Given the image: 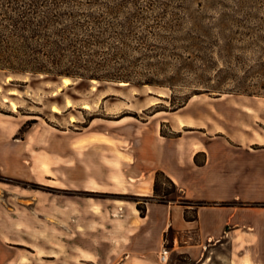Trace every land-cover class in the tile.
I'll list each match as a JSON object with an SVG mask.
<instances>
[{"label": "crops", "instance_id": "obj_1", "mask_svg": "<svg viewBox=\"0 0 264 264\" xmlns=\"http://www.w3.org/2000/svg\"><path fill=\"white\" fill-rule=\"evenodd\" d=\"M179 116L183 123L174 129L183 134L176 139L162 136L159 122L89 127L73 136L65 130L35 126L20 138L24 122L0 113V174L31 180L37 160L44 166L57 161L50 167L53 174L45 175H56L67 188L90 192L121 189L118 193L153 198L156 174L163 171L177 185L179 198L264 203V149H259L264 143L253 141L247 132L243 141L225 127L212 131L211 123L200 126L202 136L189 134L184 128L192 126L191 117ZM197 157L204 158L203 164L197 163ZM33 197L30 189L0 183V198L21 199L20 207H0V264L30 259L23 247L30 248L33 255L43 253L42 258L62 262L50 253L53 247L34 246L17 234L34 228L33 221L19 222L24 217L33 219ZM138 206L137 202L119 205L94 198L74 199L73 220L68 223L75 232L74 263L159 264L160 253L171 242L181 252L197 253L195 263L199 264L210 260L204 254L206 248L222 245L244 252L233 263L264 264V212H260L264 207L202 206L196 209L197 219L188 220L186 213L193 215L195 209H186L178 201H150L144 215ZM58 208L66 214L69 207ZM68 224L60 223L64 229L58 230L65 231Z\"/></svg>", "mask_w": 264, "mask_h": 264}, {"label": "rangeland", "instance_id": "obj_2", "mask_svg": "<svg viewBox=\"0 0 264 264\" xmlns=\"http://www.w3.org/2000/svg\"><path fill=\"white\" fill-rule=\"evenodd\" d=\"M37 1L76 2L75 10L89 11L96 16L108 15L109 19L118 18L119 21L138 13L139 16L135 17L134 21L135 26L141 30L145 25L159 23L157 26H169L172 23L174 30L168 33L166 39H151L156 47L140 46L135 40H131L127 49L130 55L127 63L137 61L132 65L139 70L146 68L153 70L154 67L150 65L157 64L160 68L168 70L166 74L155 77L163 81L173 75L176 69L182 70V81L175 83L178 96L190 93L196 87L222 84L224 89H231L243 86L245 76H248L246 85L252 88L251 90H258L255 88L264 80V67L261 66V62H264V0H0V2ZM122 2L126 3V8L122 9L117 17L109 13L112 9L101 6L108 4L114 7ZM82 3L84 6H81ZM146 51L149 53L153 51V56L156 57L147 59L139 56L138 52ZM198 52H204L203 60L196 58ZM178 53L182 57L175 55ZM137 57H141V60H136ZM217 68H224L221 77L217 74ZM142 76L137 78L153 77L152 73ZM65 79H69V84H65ZM199 80L206 82V85L199 83ZM172 94L173 89L169 87H137L121 83L56 79L41 74L0 71V113L17 116L20 118L19 122H24L19 133L20 138H24L35 126L65 130L73 136L74 133L85 131L89 127L123 128L133 124L143 125L152 122L151 125H155V122H159L162 136L176 139L183 134V131L178 132L174 129L180 126L182 120L179 114H182L191 117L192 126L184 128L189 134L202 136L203 130L200 126L211 123L212 131L225 127L235 136H240L243 141H246L244 134L247 132L253 136V141L264 143V96L195 95L196 97L193 96L184 108L172 111L180 102L178 99L175 104L172 103ZM13 104L17 108H14ZM54 108H58L59 111H55ZM218 108L220 112L217 111ZM158 110L169 111L157 112ZM58 130L54 132H59ZM259 149H264V146ZM201 161H204V158L197 157V163L203 164ZM37 162L39 167H35L37 169L31 180L0 174V183L32 191L34 202L30 207L34 208L33 219L24 217L23 220L19 219V222L33 221L34 228L27 232L18 230L17 234L20 239L31 240L34 246L53 247L54 250L50 253L62 258L60 264H76L73 246L75 232L68 224L73 220L74 199L94 198L99 202L119 205L137 202L140 206L150 202L149 197L140 198L130 193H118L121 189L90 192L67 188L58 181L56 175L55 177L45 175L53 174L50 167L58 164L57 161L46 162V166L41 160ZM57 168L55 166L54 170ZM159 183L162 192L173 190L164 178L161 177ZM179 196L177 191L170 198L179 203L185 200ZM20 201L21 199L17 198L11 200L0 198V207L3 205L20 207ZM207 203L211 204L208 206L264 207L252 206L264 203ZM226 203L232 205H222ZM63 205L69 207L66 214L58 208ZM63 222L68 224L65 226L66 230L59 231V228L64 229V226L60 225ZM23 248L30 259H24L21 264H57L42 258L43 253L33 255L30 248ZM164 249L169 251V260L166 263L160 261L159 264H199L195 263V257L198 255L195 252H181V249L175 248L171 242H168ZM206 249L204 254L210 258L206 264H236L232 260H239V256H243L244 253L239 251L240 248L229 245Z\"/></svg>", "mask_w": 264, "mask_h": 264}, {"label": "trees", "instance_id": "obj_3", "mask_svg": "<svg viewBox=\"0 0 264 264\" xmlns=\"http://www.w3.org/2000/svg\"><path fill=\"white\" fill-rule=\"evenodd\" d=\"M75 3L0 2V71L17 74H41L56 79L70 78L108 83L124 82L137 87H169L173 89L171 102L175 104L176 100L180 99L172 111L184 108L195 95L209 94L217 97L224 94L264 96V80L255 88L258 90H251L252 88L246 85L248 76L243 77L245 78L243 86H235L231 89H224L222 84H219L222 87L219 85L196 87L190 93L178 96L175 91V83L182 81V70L176 69L173 75L163 81L155 77L166 74L168 70L165 68L151 64L150 67H154L153 70L151 68L139 70L135 69V65H132V63L136 64L137 61L131 62V64L127 63V58L130 56L127 49L130 47L131 40H135L140 46L156 47L151 39H166L168 33L174 30L172 23L169 26H157L159 23L157 25H145L141 30L135 26L136 21H134L135 17L139 16L138 13L131 14V17L124 21H119L118 18L111 20L107 17L108 15L96 16L93 13L90 14L89 11L75 10L74 7L77 5ZM81 6H84V3ZM101 6L112 9L108 12L117 17L120 11L126 8V3L122 2L114 7L108 4ZM143 18L141 17V19ZM153 53V51L152 53L148 51L138 52L139 56L147 59L156 57L153 56ZM175 55L182 57L179 53ZM141 57H137L136 60H141ZM196 58L203 60L204 52H198ZM261 66L264 67V62H261ZM223 72L224 68H217L219 77ZM148 73H152L153 77L137 78ZM199 81V83L206 85V82ZM160 111L169 110H158L157 112ZM94 119L95 117L92 118V120ZM161 177L172 186V191L162 192L159 183ZM177 191L178 187L174 181L163 171H158L155 180V197L150 198V201L155 200L167 204L175 201L170 196ZM180 204L186 209L193 207L195 213L197 208L211 205L207 202L187 199L182 200ZM252 206H264V204H252ZM138 208L144 215L146 207L139 204ZM186 218L196 220L197 213L190 215L187 212Z\"/></svg>", "mask_w": 264, "mask_h": 264}, {"label": "built area", "instance_id": "obj_4", "mask_svg": "<svg viewBox=\"0 0 264 264\" xmlns=\"http://www.w3.org/2000/svg\"><path fill=\"white\" fill-rule=\"evenodd\" d=\"M159 259H160L161 262H164V263L168 262V260H169V251L167 249H164L161 252Z\"/></svg>", "mask_w": 264, "mask_h": 264}, {"label": "bare ground", "instance_id": "obj_5", "mask_svg": "<svg viewBox=\"0 0 264 264\" xmlns=\"http://www.w3.org/2000/svg\"><path fill=\"white\" fill-rule=\"evenodd\" d=\"M69 82H70L69 79H65V84H66V85L69 84ZM121 84H122V85H123V84L126 85L127 83H124V82H123V83H121ZM195 97H196V96H195ZM195 97H194V98H195ZM152 104H155V103H152ZM69 105H70V103H69ZM13 107H14V108H17V106L14 105V104H13ZM54 110H55V111H59L58 108H54ZM159 114H160V113H159ZM156 115H157V114H156ZM125 119H126V118H125ZM116 121H117V120H116ZM116 121H115V122H116ZM118 122H120V121H118ZM182 123H183V122L181 121V124H182ZM117 124H118V123H117Z\"/></svg>", "mask_w": 264, "mask_h": 264}]
</instances>
